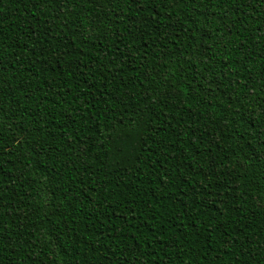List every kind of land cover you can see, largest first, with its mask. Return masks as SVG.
<instances>
[{
  "label": "trees",
  "instance_id": "trees-1",
  "mask_svg": "<svg viewBox=\"0 0 264 264\" xmlns=\"http://www.w3.org/2000/svg\"><path fill=\"white\" fill-rule=\"evenodd\" d=\"M0 264H264V0H0Z\"/></svg>",
  "mask_w": 264,
  "mask_h": 264
}]
</instances>
